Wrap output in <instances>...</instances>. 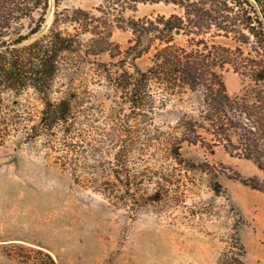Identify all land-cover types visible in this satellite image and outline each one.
I'll list each match as a JSON object with an SVG mask.
<instances>
[{
  "label": "rangeland",
  "instance_id": "obj_1",
  "mask_svg": "<svg viewBox=\"0 0 264 264\" xmlns=\"http://www.w3.org/2000/svg\"><path fill=\"white\" fill-rule=\"evenodd\" d=\"M56 3L58 10L79 8L99 15L96 8L103 0H49L43 32L51 25ZM176 11L162 2L140 3L124 15L141 19ZM131 37L128 30L114 29L111 39L125 49ZM109 60L107 54L83 63L65 58L51 98L71 97L74 108L84 110L80 122L92 126L90 144L102 140L106 147L104 134L121 137L124 173L136 179L135 198L124 188V199L114 201L84 179L103 175V163L97 160L113 161L114 150L100 158L88 148L86 159L70 173L47 154L41 140L10 136L0 142V264H51L45 253L55 264H217L224 251L240 246L245 264H264V194L234 178L258 175L255 165L221 147L211 153L183 144L179 162L165 143L141 144L127 107L113 102V92L95 74V63ZM135 63L144 69L149 59L143 56ZM223 79L232 96L249 84L231 68ZM1 97L6 104L29 105L34 115L42 107L32 89L16 95L4 91ZM199 102L197 95L172 99L153 114L150 133L169 130L183 112L195 113Z\"/></svg>",
  "mask_w": 264,
  "mask_h": 264
},
{
  "label": "trees",
  "instance_id": "obj_2",
  "mask_svg": "<svg viewBox=\"0 0 264 264\" xmlns=\"http://www.w3.org/2000/svg\"><path fill=\"white\" fill-rule=\"evenodd\" d=\"M160 2L177 11L141 19L124 15L140 3ZM57 6L43 32L49 0H0V142L10 136L41 140L47 154L70 173L78 170L90 148L99 152L97 157L114 150L113 161L97 160L103 163V175L84 179L114 201L124 199V188L134 199L136 179L124 173L121 137L104 134L106 147L102 140L90 144L92 126L80 122L84 110L75 109L71 97L51 98L65 58L83 63L107 54L109 61L93 62L95 74L113 92V102L127 107L141 144L165 143L179 162L183 144L211 153L221 147L255 165L258 175L234 178L264 194V0H103L96 8L99 15ZM114 29L132 34L125 49L112 41ZM143 56L149 65L141 69L135 61ZM228 68L249 80L239 95L227 91L223 73ZM27 89L39 96L38 115L29 105L2 101L4 91L16 95ZM189 95L200 98L195 113L183 112L169 130L150 133L157 109ZM74 179L80 182L78 176ZM244 255L242 246L224 251L217 264H245Z\"/></svg>",
  "mask_w": 264,
  "mask_h": 264
}]
</instances>
